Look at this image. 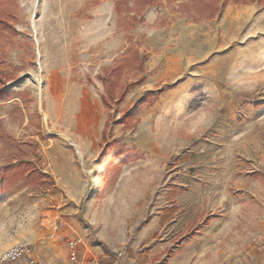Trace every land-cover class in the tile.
Wrapping results in <instances>:
<instances>
[{"label":"rangeland","instance_id":"obj_1","mask_svg":"<svg viewBox=\"0 0 264 264\" xmlns=\"http://www.w3.org/2000/svg\"><path fill=\"white\" fill-rule=\"evenodd\" d=\"M116 1L0 0V250L264 264V2Z\"/></svg>","mask_w":264,"mask_h":264},{"label":"crops","instance_id":"obj_2","mask_svg":"<svg viewBox=\"0 0 264 264\" xmlns=\"http://www.w3.org/2000/svg\"><path fill=\"white\" fill-rule=\"evenodd\" d=\"M87 47L90 48L89 46ZM83 55L84 58H86L85 52L83 53ZM76 233L80 235L79 238L82 239L81 237L83 236V234L81 229H79L76 224H71V226H69V228L64 229L59 236H47L43 243L39 242V244L35 243L34 246H30L29 252L26 254L25 257V262L27 263L28 260H35L37 262H42L46 264H72L69 261V247L67 245V239L71 236H74ZM43 235H45V233H43ZM78 242L81 243L78 247L79 255L82 254V261L80 262V264H86L84 260L87 257H90L88 256L89 252H91L94 258H101L104 256V251H102V249H97L91 246L89 244V241L85 238ZM0 252L2 251L0 250Z\"/></svg>","mask_w":264,"mask_h":264},{"label":"trees","instance_id":"obj_3","mask_svg":"<svg viewBox=\"0 0 264 264\" xmlns=\"http://www.w3.org/2000/svg\"><path fill=\"white\" fill-rule=\"evenodd\" d=\"M160 1V0H159ZM255 2L260 1L264 2V0H191L189 3H184L187 7L190 8L192 12V8L196 7V9L199 10V12L206 13L209 18H214L216 14H218L228 3H246V2ZM143 4L148 5L151 4V0H143ZM119 6H121V0L116 1V9L119 10ZM2 22V21H1ZM0 22V24H1ZM2 93V91H0ZM123 96V95H122ZM105 105L108 104V101L106 97H102ZM108 123L105 124L103 136L100 144H102L106 140V131H107ZM78 219L82 224H85V219L82 215V212L79 211L78 213ZM99 245H101L105 251V254L110 257H115L116 253L110 250V248L102 241H97Z\"/></svg>","mask_w":264,"mask_h":264},{"label":"built area","instance_id":"obj_4","mask_svg":"<svg viewBox=\"0 0 264 264\" xmlns=\"http://www.w3.org/2000/svg\"><path fill=\"white\" fill-rule=\"evenodd\" d=\"M69 261L74 264L78 261L79 250L75 241L69 242ZM29 252V245L19 243L6 248L0 252V264H46L35 260L25 262L26 254Z\"/></svg>","mask_w":264,"mask_h":264},{"label":"bare ground","instance_id":"obj_5","mask_svg":"<svg viewBox=\"0 0 264 264\" xmlns=\"http://www.w3.org/2000/svg\"><path fill=\"white\" fill-rule=\"evenodd\" d=\"M65 111V110H64ZM92 147V146H91ZM77 148L79 149V151L81 152V154H82V151H81V148H80V146L79 145H77ZM79 153V152H78ZM62 163H59V166L61 165Z\"/></svg>","mask_w":264,"mask_h":264}]
</instances>
